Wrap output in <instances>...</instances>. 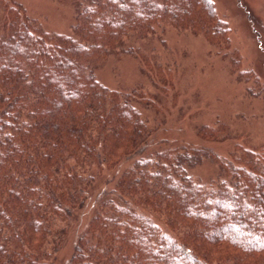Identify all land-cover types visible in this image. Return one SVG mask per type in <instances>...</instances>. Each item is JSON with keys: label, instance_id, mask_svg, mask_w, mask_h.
I'll use <instances>...</instances> for the list:
<instances>
[{"label": "trees", "instance_id": "obj_1", "mask_svg": "<svg viewBox=\"0 0 264 264\" xmlns=\"http://www.w3.org/2000/svg\"><path fill=\"white\" fill-rule=\"evenodd\" d=\"M70 1L76 23L63 35L0 0V264H56L70 239L68 264H264V148L226 158L153 145L140 110L152 95L96 77L129 54L161 81L156 59L126 46L168 27L204 35L237 67L213 0ZM226 129L200 138L223 141ZM204 160L218 165L214 180L191 174Z\"/></svg>", "mask_w": 264, "mask_h": 264}, {"label": "rangeland", "instance_id": "obj_2", "mask_svg": "<svg viewBox=\"0 0 264 264\" xmlns=\"http://www.w3.org/2000/svg\"><path fill=\"white\" fill-rule=\"evenodd\" d=\"M15 1L47 32L73 34L76 12L70 0ZM213 2L231 30V51H237L241 62L237 67L204 35L168 27L126 46L141 47L153 56L164 71L161 81L144 72L129 54H113L97 69L96 77L110 89L128 93L139 87L152 95L155 106L140 110L155 130L153 145L206 146L227 158L235 147L264 148V94L257 95V86H264V0ZM239 74H244L243 79L237 78ZM220 125L229 135L223 141L200 138L201 130ZM218 172V165L210 160L191 170L205 182L214 180ZM74 245L70 239L61 248L56 264L69 263Z\"/></svg>", "mask_w": 264, "mask_h": 264}]
</instances>
